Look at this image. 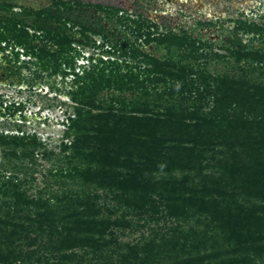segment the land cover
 <instances>
[{
  "label": "trees",
  "instance_id": "obj_1",
  "mask_svg": "<svg viewBox=\"0 0 264 264\" xmlns=\"http://www.w3.org/2000/svg\"><path fill=\"white\" fill-rule=\"evenodd\" d=\"M13 1L0 0L7 7L0 41L22 47L43 70L57 73L63 63L74 68L67 24L89 26L81 20L83 4L53 0L14 11ZM237 22L243 29L246 20ZM95 23L102 32L101 16ZM153 25L156 30L143 31L139 24L137 35L155 52L129 49L123 39L118 57L72 73L76 105L66 135L73 139L62 143L72 152L58 159L68 167L56 174L108 191L147 222L164 206L165 215L185 227H173L179 234L172 237L122 243L117 229L133 223L97 207L98 193L62 188L32 195L28 179L3 169L0 264H264V44L256 48L237 38L236 60L244 64L212 73L199 62L204 54L194 36H202L194 33L200 21L166 32ZM13 67L10 59V74ZM21 106L6 104L3 114L14 116ZM40 147L35 134L0 131V164L6 160L27 173L26 161L37 159ZM208 152L212 165L199 162ZM208 167L220 174L204 173ZM192 173L202 178L199 190L189 184Z\"/></svg>",
  "mask_w": 264,
  "mask_h": 264
},
{
  "label": "rangeland",
  "instance_id": "obj_2",
  "mask_svg": "<svg viewBox=\"0 0 264 264\" xmlns=\"http://www.w3.org/2000/svg\"><path fill=\"white\" fill-rule=\"evenodd\" d=\"M51 1L53 0H14L18 6L12 7V10L21 11L23 4L34 7L47 6ZM78 1L83 4L79 6L83 14L81 20L89 26L72 22L67 24L70 28L69 35L73 38L71 53L74 68L63 63L62 69L57 73L43 70L37 59L26 54L22 47L16 46L13 42L0 41V131L35 134L43 143V147L37 150V159L26 161L27 173L19 171V168L10 169L11 166L6 165V160H3L5 165L0 164V171L7 169L4 171L6 175L16 171L21 179H28L30 182L26 187H29L28 193L32 195L39 190L45 191L46 196L49 195V191L61 193L62 188L75 190L80 196L85 195L82 194V190L86 188L90 189L91 196H94V192L98 193L100 197L94 201L97 207L101 206L105 212L106 209L111 210L114 212L113 217L124 215L126 221L131 220L130 223H133L117 229L118 241L122 243H134L141 241L143 237L160 239L165 234L172 237L179 234L172 228L177 227L176 230H180L185 227V223L174 217H167L164 206L159 207L155 219L147 222V216L142 218L135 216L130 208L120 205L108 191L94 189V184L82 185L79 178L56 174L61 167L64 169L68 167L67 163L58 159L72 152V149L63 151L62 147L63 142L70 144L73 139V136L66 135L70 123L69 116L73 114L76 105L70 95V89L74 88L72 73L82 74L85 69L100 63L101 59L118 57V53L122 52L123 39L129 43V49L134 45L145 51L155 52V46L146 44L144 35L141 38L137 35L139 24L145 26L143 31L146 29L154 31L157 28L153 24L157 23L159 31L166 32L167 27L173 29L177 24L181 26L185 23L195 26L197 21H200L201 25L194 35L200 33L202 37L198 39L195 35V44L201 47L198 53L204 54L199 62L207 63L212 73H218L217 71L222 69L231 72L234 67H241L244 64V61L236 60L237 38L256 48L264 44V0ZM6 11L7 7L0 5V15ZM97 16H101L103 23L102 32L99 33L95 31ZM239 19H245L246 22L244 28L238 30ZM131 51L128 50L127 53L130 54ZM16 53L19 54L18 61L15 59ZM10 59L14 64V71L11 74L7 69ZM121 59L125 58L121 56ZM104 95L108 96V92L105 91ZM12 102L16 105L22 104V111H17L14 116L4 115L5 105ZM219 149L226 150V146L217 147V150ZM42 150L51 152L52 156L46 158L40 152ZM210 155L211 152L206 153L199 162L212 165L214 160H211ZM218 156L214 155L216 158ZM21 161L17 160L19 163ZM204 173H216L218 176L220 170L208 167L204 169ZM176 174L181 172L177 171ZM191 175L189 181L191 187L201 189L200 175L194 173ZM49 184L50 187H47ZM155 200H159V197L156 196ZM157 216L160 217L159 220L156 219Z\"/></svg>",
  "mask_w": 264,
  "mask_h": 264
}]
</instances>
